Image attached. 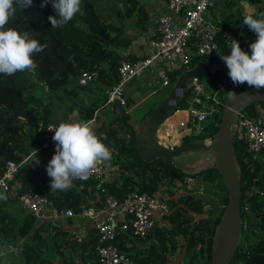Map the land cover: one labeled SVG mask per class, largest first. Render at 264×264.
Here are the masks:
<instances>
[{"label":"trees","instance_id":"trees-1","mask_svg":"<svg viewBox=\"0 0 264 264\" xmlns=\"http://www.w3.org/2000/svg\"><path fill=\"white\" fill-rule=\"evenodd\" d=\"M40 4L41 0H33L31 7L23 10L17 8L14 17L7 25L20 31L36 32L34 38L41 44H47L48 47L35 55L34 59L37 63L35 71L17 72L11 76L0 75V174L6 161H22L26 155L27 146L39 144V134L50 120V108L53 102L62 103L68 111L76 112L80 118L90 119L94 110L105 100L107 89L117 80L119 62L135 60L116 53L118 48H125L129 43V39L124 35V22L134 17L137 28L143 30L147 18L139 0H82L81 12L73 20L62 28H51L48 17L55 16L51 0L43 8ZM222 29L224 30L225 27ZM251 38L253 41L256 38L253 31ZM215 39L218 56L229 55L231 45L225 43L222 30L217 33ZM193 64L195 61L191 60L190 66ZM84 71H93L96 76L85 87H80L82 89L80 94L75 90V78ZM182 71L184 69L168 72L166 75L170 82H173ZM217 75V70L213 71L212 81L208 80L209 88L212 90H214ZM206 76L207 74L202 77ZM245 87L247 84H234L228 90L238 92ZM229 92L221 99L222 102L230 95ZM188 95L189 91L176 109L186 108ZM242 109L250 116H257L264 109V102L253 103ZM218 122L219 118L216 124L212 121L205 122L201 131L190 137L212 138L217 131ZM105 137L104 143L114 149V155L118 154L117 170L121 176V183H105L101 188L104 192L118 198L131 190L154 194L159 184L158 180L160 183L171 184L175 180L182 179L184 175L182 170L171 163L164 164L159 159L148 161L140 159L134 147L133 133L130 132L127 143L114 139V142L110 144L111 136L107 134ZM232 148L239 171L242 229L230 264H264V196L254 193L250 197L247 196L250 186L256 190H264V162L253 160L242 143L233 141ZM185 176L212 183L218 173L213 167L206 166ZM74 185L90 187L98 197L96 203L98 205L101 203L104 193L97 183L92 180L74 181ZM48 187V182L38 181L35 178L34 169L24 163L8 181V191L15 189V199L29 191L46 195L44 189L48 191ZM165 193L171 197V192ZM47 195L57 208H70L76 211L80 205V196L73 187ZM222 200L224 206L225 194ZM166 202L170 209L166 217L167 222L172 234L183 240L185 252L189 254L188 264L195 262L196 255H199L200 259L198 264H210L211 238L221 213L215 218H200L193 225H188L191 217L187 213L196 216L203 213L199 198H193L187 193ZM47 222L49 221L36 223V219L29 213L17 220L6 213L0 202V244L6 245L19 238H26L21 243L23 264H50L42 258L48 245L47 237L55 238L52 245V251L55 252L61 240L71 249L81 245L82 248L89 247L92 250L96 244L97 234L93 231H89L86 241L76 244L74 241L65 240V234L60 233ZM58 234L61 235L60 239L56 238ZM155 236L159 240L157 249L151 247L148 250V257L141 258L138 263L135 260L136 256L133 255L135 264L165 262L164 255L159 251L165 249L172 238L163 236L161 233H156ZM130 239L128 232L120 233L112 240V243L119 251L130 255L127 253L129 247L126 244ZM170 246L174 251L173 242Z\"/></svg>","mask_w":264,"mask_h":264},{"label":"built area","instance_id":"built-area-1","mask_svg":"<svg viewBox=\"0 0 264 264\" xmlns=\"http://www.w3.org/2000/svg\"><path fill=\"white\" fill-rule=\"evenodd\" d=\"M226 1L234 0H220L219 12L213 18L206 17V19L205 14L215 6L216 0H164L166 12L159 14L154 20V30L147 40L146 55L132 62L128 60L119 62L117 66L118 78L107 89L102 106L117 104L120 107H125L127 100L124 96L123 86L148 67H160L162 73L158 85H170L171 82L166 73L186 70L191 67V60L196 62L200 57L216 55L218 47L215 37L221 29L220 24L230 13L225 5ZM225 43L229 44L228 41ZM218 70L214 90L210 93L202 92L198 80H194L188 86V104L182 110L187 119L178 123V127L181 129L178 135L184 136L183 131L198 134L202 129L203 120L211 118L215 121L216 116L220 114L223 102L217 95L234 84L228 76L227 68ZM95 76L93 71L81 72L75 78V83L79 87H85L95 79ZM54 125L53 123L46 124L39 134V144L32 148L36 152L45 154L47 161L52 158L55 152V142L52 140L54 133L47 130ZM230 136L232 142L244 145L245 151L251 154L253 160L264 162V110L257 116H250L243 109L235 111L230 124ZM203 140L210 143L212 138ZM22 162L23 160L4 163L3 171L0 174V191L8 193V181L17 173ZM115 169L112 165L101 163L90 175L88 180L97 183L104 193L101 203L96 206H82L76 211L70 208L59 209L47 195L35 191L23 193L17 197V200L29 214L38 219L55 220L59 217L89 219L97 234V244L94 246L95 264H135L132 257L119 251L112 240L120 233L126 232L140 239L148 237L153 232L157 217L169 213V205L166 202L168 199L163 198L159 193L146 194L135 190L126 192L120 198L104 192L101 188L105 184L107 176ZM173 185L175 186L173 193H189L188 191L192 187V183L188 185L186 179L176 180ZM162 192L165 191L162 190ZM252 193L264 196V190H256L250 186L247 196L250 197ZM19 250L20 245L16 243L8 246L6 251H0V264H13L3 256L5 252L16 256Z\"/></svg>","mask_w":264,"mask_h":264},{"label":"crops","instance_id":"crops-1","mask_svg":"<svg viewBox=\"0 0 264 264\" xmlns=\"http://www.w3.org/2000/svg\"><path fill=\"white\" fill-rule=\"evenodd\" d=\"M140 2L142 6L145 8V12L147 16L144 26L145 28L143 30L138 29L135 24L134 17H130L129 19H127L124 22V35L129 39V43L125 48H118L116 50V53L118 55L128 56L129 58H134L135 60L138 59L139 57L146 55L148 50L147 40L149 35L154 30V20L159 14L166 12V9L164 7V0H142ZM225 5H227V10H229L230 13L226 17L225 21L222 22V24H220L221 29L219 30V31L222 30V37L224 41H228L230 43L229 45H231L232 39H234L239 42L240 47L244 51L250 53L249 44L253 42L251 38L252 31L243 24V18L245 15L253 11H255L257 14L259 12H262L264 10V0H253L252 2L248 0H234L231 2L226 1ZM221 11L223 12L224 10ZM222 27H225V29L223 30ZM216 55H218V51ZM211 73L212 72H209L207 74L205 83H201L198 81L199 85L201 86L202 92L204 94L210 93L212 91V89H210L208 85V80H209L208 78L211 76ZM160 76L161 73L158 72V68L151 66L143 70L140 75L136 76L135 80L134 78H132L123 86V92L127 100L126 106L128 103H132V106H135L137 109V113H135L134 115L129 114L130 110L126 106L125 109L123 110L122 108L124 107H120L117 104H111L110 106H102V104H100V106L94 110L90 119H83L80 118L76 112L73 111L67 112L68 110L65 108V106L62 103L53 102L50 108L51 117L48 123H53L55 125H58L61 121L90 120L94 122V128L97 134H103L104 136L109 134L111 136V138L109 139L110 144H112L114 142V139H116L114 134L111 132L112 128H114L116 131L117 130L120 131L119 138L116 139V141H123L124 143H127L129 141L130 132L133 133V135L135 136V131H138L141 128L145 114L148 112L147 109L144 110V108H141V103L143 98H146L147 95L156 94L158 99L156 98L157 100H155V102L151 104L150 107H152L155 105V103H157L160 99H162L169 90L170 85H164V86L158 85V82L160 81ZM131 81H133L132 85H128ZM155 87H157V89H155ZM128 94L131 95V98L129 97ZM182 110L183 109L174 111L172 115L169 116L170 118L174 119L175 123L173 121H170L168 117L157 126L154 137L161 145H164L166 147H172L174 145H177L182 138L195 136L197 134V133L183 131L182 134H184V136H182L181 134L178 135V133H180L181 131V129L178 127V123L180 121H186L187 119L186 114ZM173 114H176V117H171V116H175ZM122 115L125 118H122L123 117ZM124 121L125 124H123ZM33 146L32 145L27 146L26 155L22 163L28 164L34 169V172L37 175L35 176V178L38 181H42V182L46 181L50 185L51 178L48 177L46 173V165L44 164L45 160L47 161V158L45 154L36 152V156L39 160V164L35 163V161H33L34 157L31 153ZM115 156L116 157L118 156L117 153ZM198 162L199 160L196 161L194 164H198ZM207 165L208 164L206 163V166ZM117 168L118 166L107 176L105 183H109V184L112 182H115L116 184L121 183V176ZM196 171H197L196 168L192 170V172H196ZM126 176H128V174ZM185 179L188 185L192 183L193 186V184L195 183V179L192 178H185ZM72 187L74 188V191L78 193L80 196V205L78 209L82 206L98 205L96 203L98 197L96 196L95 193H93V190H91L90 187L75 186L74 184ZM162 190L163 189L159 187L155 193L161 194L163 198H166L168 200L169 199L175 200L177 196L187 193V192L185 193L171 192V197H169L168 195H166L165 193L166 191L162 192ZM44 191L46 192V195L55 192V191L52 192V190L49 187H48V191L46 189H44ZM6 196L7 199L0 200V202H2L3 208L8 215L15 217L17 220H20L22 217L25 216V214L28 213L26 209H24L21 206V204L18 202L17 198L16 199L14 198L15 189H12L10 192L8 191ZM59 209H64V208H59ZM169 213L167 215H160L159 218L157 217L156 225L153 229V232L148 237L140 239L133 237L132 235L129 234L131 239L126 243L127 246L129 247V250L127 252L130 254L129 256L131 257L133 255L140 256L141 251L143 250V254L141 258L148 257V252L146 253V251L149 248L153 247L154 246L153 244H156L157 246L159 242L155 234L161 233V235L166 237L172 236V240L169 243H167V248L169 249V251H165L166 256H164V261L171 263L169 254L173 253V251L170 246V243L177 242L179 236L172 234L171 232V227L168 224L166 218L169 215ZM187 215L193 216L190 213H187ZM35 219H36V223L49 221L47 222L49 223V225L55 227L60 233L65 234L66 236L65 240L74 241L76 244H80L82 241H86L87 240L86 237L89 231L95 232V230L93 229L92 222L89 219H77L74 217H68V218L59 217L55 220H50L46 218L45 219L35 218ZM198 220L199 218L196 217V219H194L193 221V224L196 223ZM188 225L191 224L188 223ZM60 236L61 235L58 234L56 235V238L60 239L61 238ZM25 239L26 238H19L13 243H9L6 245L0 244V251H6L8 246H12L16 243L20 245L19 253L16 256L11 254L10 252H5L3 258L8 261H11L13 264H23L20 261V259L22 260L21 243ZM47 239H48L47 249L45 250L42 258L45 259L48 263L57 264L58 262V264H63L67 259L68 261L65 262V264H95L96 255H95L94 247L91 250L89 249V247L82 248V246L79 245L78 247H74L71 249V247L69 248L68 245H64L62 240L61 241L59 240L60 241L59 246L55 252L52 251V245L55 238L49 239L47 237ZM136 239L138 240L136 241ZM141 240H145V241L143 242ZM144 250H145V254H144Z\"/></svg>","mask_w":264,"mask_h":264},{"label":"clouds","instance_id":"clouds-1","mask_svg":"<svg viewBox=\"0 0 264 264\" xmlns=\"http://www.w3.org/2000/svg\"><path fill=\"white\" fill-rule=\"evenodd\" d=\"M48 2L41 0L40 7H45ZM51 4L55 11V16L48 17L51 28H62L81 12L82 0H51ZM32 5L33 0H0V75L35 71V55L48 47L34 38L36 32L20 31L7 26L17 8L23 10ZM243 24L256 37L249 44L250 53L232 39L230 54L221 56V59L226 64L233 84H247L260 90L264 88V12L248 13L243 18ZM229 94L231 96L235 93ZM47 130L54 133L52 140L55 142V152L46 165L52 191L71 188L77 179L88 180L97 165H110L113 159L114 149L104 143L106 137L103 134H97L93 121H61ZM32 150L33 161L39 164L36 150ZM6 199L5 192L0 191V200Z\"/></svg>","mask_w":264,"mask_h":264},{"label":"water","instance_id":"water-1","mask_svg":"<svg viewBox=\"0 0 264 264\" xmlns=\"http://www.w3.org/2000/svg\"><path fill=\"white\" fill-rule=\"evenodd\" d=\"M227 68L218 55L200 57L190 68L179 73L166 95L146 114L141 128L135 131L134 147L140 159H159L164 164L171 163L180 170L196 159L202 158L213 167L220 177L226 195V202L214 227L210 244V264H230L241 234L240 181L237 161L232 148L230 124L237 110L253 103L264 102V88L257 90L245 87L234 92L223 101L219 114L217 131L210 143L190 137L172 147L161 145L154 137L157 126L176 110L187 93L188 86L203 75ZM197 135V134H196ZM182 137V136H181Z\"/></svg>","mask_w":264,"mask_h":264},{"label":"rangeland","instance_id":"rangeland-1","mask_svg":"<svg viewBox=\"0 0 264 264\" xmlns=\"http://www.w3.org/2000/svg\"><path fill=\"white\" fill-rule=\"evenodd\" d=\"M140 1H142V0H139L140 6H142ZM164 7H165V3H164ZM220 8H221L220 0H216L215 6L212 9L208 10L207 14H205V18L206 17L213 18V16L219 12L218 9H220ZM144 10H145V8H144ZM156 68H158V72L159 73H162V69L160 67H156ZM135 78L136 77H134V80H135ZM211 78L212 77L210 76L208 79H211ZM205 81H206V77H201L199 79V82H201V83H205ZM211 81H212V79H211ZM132 83H133V81H131L128 85H132ZM157 87H155V89H157ZM93 88H94V85H93ZM75 90L78 91L80 94L82 92V89L79 86H76V85H75ZM228 92H229L228 89L222 90L217 95V97L220 98V99H223L225 97V95H227ZM128 95L131 98V95L130 94H128ZM124 96H125V94H124ZM156 98H157L156 94L155 95H147L146 98H143V100H142L141 108H144V110L147 109V111H149L153 107V106L150 107L151 104H153L155 102V100L158 99V98L157 99ZM126 107L129 108V110H130L129 114L130 115H134L135 113H137V109H136L135 106H132V103H128ZM122 109L124 110L125 107L122 108ZM67 112H70V111H67ZM173 115H175V116H171V117H176V114H173ZM177 116H180V115H177ZM217 118H219V114L216 116V121H214L211 118H206L205 120H203L202 124H204L205 122L206 123L210 122V121H212L214 124H216L217 123ZM169 119H170V121H173L175 123L174 119H172L170 117H169ZM218 124H219V122H218ZM115 131L116 130L114 128H112L111 132L114 134L115 138L118 139L120 131H118V130L116 132ZM198 160H199L198 164H194ZM47 163H48V161L45 160L44 164L47 165ZM110 165H112L115 168L119 165V159H117V157L115 155H113V159H112ZM205 167H206V162H204L202 160V158L196 159L191 164L185 166V170H182L184 175H182L181 178L182 179L189 178V177H186L185 174L192 173V170H194V168H196L197 171H198L199 169H202V168H205ZM39 175H41V174H39ZM35 176H37L36 173H35ZM157 179H159V178H157ZM158 182H159V184L157 186L158 188L161 187L166 192L167 191H169V192L175 191V186L173 185V183H171V184L160 183L159 180H158ZM224 189H225L224 185H223L220 177H218V176H216V179L212 183H206V182H202L199 179H197V180L195 179V183L191 187V190L189 191V195H191L193 198H199V201L202 204L203 213L200 216H195V215L189 216V217H191V221L189 222V224L192 225L193 221H194V219H196V217L199 218V219L200 218H202V219H204V218L212 219L213 217L218 216L221 213V210H223V207H224L223 206V202H222L223 201L222 199H223L224 194H225V190ZM171 238H172V236H171ZM137 240L138 239H136V241ZM141 241L144 242L145 240H141ZM138 242H140V241H138ZM173 244L175 245V250L173 251V253L169 254L171 263L165 261L163 264H188L189 254L185 252L183 240L179 237L178 241L177 242H173ZM153 245H154L153 248L157 249L156 244H153ZM148 250L146 251V253L149 252ZM165 251H169V249L166 247V249H162V251H159V252H161L164 256H166ZM142 254H143V250L141 251V255L140 256H136V259L134 257H132V258L135 259L137 261V263H138V261L141 260ZM144 254H145V250H144ZM198 260H200L199 259V255H196V260H195V262H193V264H198ZM20 261L22 263L21 259H20ZM20 261H19V263H20ZM67 261L68 260L66 259L65 262H67ZM65 262L63 264H65ZM57 264H58V262H57Z\"/></svg>","mask_w":264,"mask_h":264},{"label":"flooded vegetation","instance_id":"flooded-vegetation-1","mask_svg":"<svg viewBox=\"0 0 264 264\" xmlns=\"http://www.w3.org/2000/svg\"><path fill=\"white\" fill-rule=\"evenodd\" d=\"M158 190V187H157V189H156V191ZM176 193V192H175ZM179 193H182V192H179ZM185 193V192H184ZM185 194H187V193H185Z\"/></svg>","mask_w":264,"mask_h":264}]
</instances>
